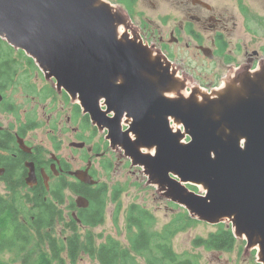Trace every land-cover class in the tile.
Returning <instances> with one entry per match:
<instances>
[{"label":"water","instance_id":"1","mask_svg":"<svg viewBox=\"0 0 264 264\" xmlns=\"http://www.w3.org/2000/svg\"><path fill=\"white\" fill-rule=\"evenodd\" d=\"M115 13L98 0H0V37L77 99L171 201L203 222L230 221L237 238L258 245L264 264V79L214 99L169 98L166 75L147 47L119 36ZM124 117L134 142L117 138ZM171 120L184 130L175 132Z\"/></svg>","mask_w":264,"mask_h":264},{"label":"flooded vegetation","instance_id":"2","mask_svg":"<svg viewBox=\"0 0 264 264\" xmlns=\"http://www.w3.org/2000/svg\"><path fill=\"white\" fill-rule=\"evenodd\" d=\"M118 3L120 26L124 27L121 36L147 47L154 58L151 61L170 82L164 95L173 92L177 97L186 90L190 98L214 99L224 88L233 92L232 87L240 83L246 87L252 80L264 79V0ZM17 50L20 58L8 76L10 102L5 90H0L4 96L0 105L15 118L9 128L0 127V169L4 170L0 182L10 191V205L15 206L17 200L33 212L36 202L63 196L64 204L57 205L64 216L59 224L75 221L79 229L89 230L82 221L91 222L97 214L92 203L105 201V216L110 191L113 201L115 192H122L118 187L109 188L100 173L107 171L110 176L119 163L130 168L133 161L120 145L112 144L108 130L99 128L77 99L58 89L55 79L39 86L38 81H43L39 66L23 50ZM21 93L34 101L28 110ZM106 117L109 123L115 120L113 112H107ZM131 125L124 117L117 138L136 141L131 133L126 134ZM39 131L43 132L40 139ZM87 175L97 183L82 181ZM6 179H10V189ZM33 212L29 217L35 219Z\"/></svg>","mask_w":264,"mask_h":264},{"label":"trees","instance_id":"3","mask_svg":"<svg viewBox=\"0 0 264 264\" xmlns=\"http://www.w3.org/2000/svg\"><path fill=\"white\" fill-rule=\"evenodd\" d=\"M14 49L0 37V90L3 91L10 87L8 76L11 71L14 72L16 61L20 58L14 55ZM28 58L35 64L34 59ZM6 181L10 189V179ZM188 187L199 192L195 185L189 184ZM119 194L120 191L115 192L114 200ZM58 204H64L63 196L53 201L36 202V210L33 212V209L30 210L17 200L13 206L10 205L9 199L0 196V264H12L3 256L4 253L13 252L21 257L22 264H79L83 254L97 258L100 264H199L196 255L178 253L174 249L173 240L179 233L194 228L201 220L172 201L170 204L175 214L161 229L157 228L154 213L139 204L131 205L127 213V246H123L115 238H108L97 246L94 235L89 231L104 222L105 201L92 203L97 214L91 220L93 224L83 219V225H89L91 228L84 230V236L75 221L64 224V231L58 234L59 222L64 221ZM118 207L120 209V204ZM31 212L35 219L29 217ZM216 226L217 231L193 240L195 249L232 252L237 248L239 239L235 235L233 225L221 222ZM245 243L243 241V244Z\"/></svg>","mask_w":264,"mask_h":264},{"label":"rangeland","instance_id":"4","mask_svg":"<svg viewBox=\"0 0 264 264\" xmlns=\"http://www.w3.org/2000/svg\"><path fill=\"white\" fill-rule=\"evenodd\" d=\"M100 1H102V3L104 4L109 5L114 13L116 11L119 12L118 0ZM119 27V29H124V27L122 28V26ZM121 35L122 34L120 31V36ZM2 46L6 48L4 45ZM17 52L18 50L16 49L14 55L16 57H19ZM40 70L43 74V81H38L39 86H43L46 83L50 84L51 82H53V79L49 78L47 73H45L41 68ZM37 80L38 78L36 79V81ZM182 85L184 88H186V85L184 83H182ZM4 93L7 102H10V97L12 96L10 87L6 89ZM183 93L185 97L188 96L186 90H184ZM21 96L25 99L22 93ZM21 96L18 95L19 101L23 102V98ZM179 96L180 95H178L177 97ZM175 97L176 95L173 98ZM29 100L30 99H25L26 104L24 105V109L26 110H28L32 106L31 103L34 102H30ZM199 100L202 101V98H199ZM171 121L172 125H174L173 128H175L176 130L179 128L184 130L182 126L179 127V123L174 120ZM14 122L15 118L10 115V113L5 112L3 110V106L0 105V127L9 128L10 124ZM42 136L43 132L39 131L37 133L38 139L42 138ZM184 141L188 142L189 138H185ZM143 152L149 153L153 151L143 150ZM106 172L107 171L100 173V179L106 185H108L109 188L112 189L118 187V189L122 190V192L118 195L117 199L113 201L112 192L110 191V193L108 194V203L104 222L98 227L89 230L94 235L95 243L97 246L107 241L108 238L117 239L123 246L128 245L129 232L127 226V213L130 206L133 204H139L154 213L157 220L158 229H161L165 224L171 221L172 217L175 214L174 209L170 204L171 199L165 193L166 191L162 187H160L157 182L153 181L141 166H136L132 162L130 168H126L124 163H119V168H117L114 172H109L110 176H108ZM198 188L199 192L197 193L204 194L205 189L203 187ZM0 196H3L10 200V193L2 182H0ZM67 197L68 199H70V195H67ZM119 204L120 209L118 207ZM65 212L67 213L68 209L65 208ZM221 222L232 224L228 220H222ZM216 225L217 224H210L201 221V223L197 224L194 228L179 233L173 240L174 249L180 254L196 255L198 257L199 264H252L253 262L260 261L258 245L254 244L252 247H249L247 245V241L242 237H238V246L232 252H209L204 250L203 248L195 249L193 246V240L198 236L206 237L211 232L217 231L218 228ZM64 229V224H59V226L57 227L58 234L62 233ZM80 232L84 236L85 231L80 230ZM243 241H245L246 243L243 244ZM16 256L17 253L13 252L4 253L3 257L12 264H22L21 257L17 256L16 258ZM79 264L100 263L97 258H92L88 255L83 254L80 257Z\"/></svg>","mask_w":264,"mask_h":264},{"label":"bare ground","instance_id":"5","mask_svg":"<svg viewBox=\"0 0 264 264\" xmlns=\"http://www.w3.org/2000/svg\"><path fill=\"white\" fill-rule=\"evenodd\" d=\"M99 2H100V0H98ZM120 28V27H119ZM118 28V29H119ZM119 36H120V29H119ZM224 90H225V88H224ZM224 90H222L221 92H220V94H224ZM175 95H174V93L172 92V93H170L169 95H168V97H170V98H173ZM213 98H216V96H213ZM182 141V143H184V144H187V143H189V141L188 142H185L184 141V139L183 140H181ZM173 202V201H172Z\"/></svg>","mask_w":264,"mask_h":264}]
</instances>
